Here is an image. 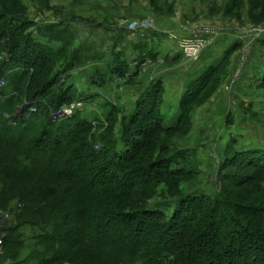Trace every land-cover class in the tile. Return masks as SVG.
<instances>
[{
    "label": "rangeland",
    "instance_id": "rangeland-1",
    "mask_svg": "<svg viewBox=\"0 0 264 264\" xmlns=\"http://www.w3.org/2000/svg\"><path fill=\"white\" fill-rule=\"evenodd\" d=\"M0 20V27L26 25L20 31L21 37H30V56H37L39 47L58 53L51 54V75H59L66 92L58 110L80 102L74 113L91 121L94 134L113 132L119 150L130 148L124 141L131 142L136 132L153 125V116L144 119L136 113L150 88L161 85L159 113L154 115L161 130L151 134V152L142 165L165 159L169 166L164 172L170 167L184 172L151 182L134 207L162 209L168 219L189 195L214 197L222 190L239 202V210L264 204V176L241 153L264 151V0H0ZM135 23L146 27L131 29ZM184 41L199 43L197 58L183 52ZM161 47L172 50L173 58L164 57ZM156 50L159 54L150 53ZM178 50L185 61L178 59ZM197 59V71H187L184 64L191 67ZM23 66L9 63L7 77H0L1 104L15 98L2 111L12 124L27 120L24 111L31 102L16 98L13 75L22 73ZM195 86L203 87L180 124L181 98ZM58 110L46 114L36 105L31 113L40 122L45 116L57 119ZM30 185V180L13 186L0 180V264H47L51 259L43 254L50 230L16 218L24 204L19 202L20 189ZM194 233L200 235L196 229ZM255 238L264 247V238ZM75 259L80 261L55 264L146 263L100 253Z\"/></svg>",
    "mask_w": 264,
    "mask_h": 264
},
{
    "label": "trees",
    "instance_id": "trees-1",
    "mask_svg": "<svg viewBox=\"0 0 264 264\" xmlns=\"http://www.w3.org/2000/svg\"><path fill=\"white\" fill-rule=\"evenodd\" d=\"M22 26L0 27V77H7L9 63H22L24 71L13 75L16 98L31 100L24 111L27 120L12 124L2 111L9 102L13 104L14 95L4 104L0 99V180L9 186L31 181L29 187L20 189L19 202L24 204L16 218L19 223L50 230L44 239L49 247L43 254L51 255L47 264L61 259L77 263L80 260L75 256L92 258L96 253L131 256L145 264H264V247L255 241V236L264 238V204L239 210V202L222 190L214 197L189 195L168 219L162 209H149L147 204L134 207L151 182L184 172L181 167L164 172L169 166L165 159L142 165L145 154L151 152V134L161 130L160 120L154 116L159 113L161 85L150 88L136 113L144 119L153 116V125L136 132L131 142L124 141L131 145L125 150L117 148L113 132L94 134L91 121L79 119L76 112L57 119L45 116L39 122L31 108L38 105L43 113L54 112L63 106L66 92L59 75H51V54L58 53L39 47L37 56H30V37H21L20 30L26 25ZM203 86L188 89L181 98L180 124ZM253 152L241 153L264 176V151ZM107 192L117 197L112 199Z\"/></svg>",
    "mask_w": 264,
    "mask_h": 264
},
{
    "label": "built area",
    "instance_id": "built-area-1",
    "mask_svg": "<svg viewBox=\"0 0 264 264\" xmlns=\"http://www.w3.org/2000/svg\"><path fill=\"white\" fill-rule=\"evenodd\" d=\"M145 27L146 26L143 23L131 24V29H143ZM181 47L183 49V52L187 56L197 58V56H198L197 53H198L199 48H200L199 43L196 44V43H190L188 41H184V42H181ZM80 104H81L80 102H74L71 105L64 106L61 110L57 111L55 117L58 118V117H63V116H71L74 113L76 107L80 106Z\"/></svg>",
    "mask_w": 264,
    "mask_h": 264
},
{
    "label": "crops",
    "instance_id": "crops-1",
    "mask_svg": "<svg viewBox=\"0 0 264 264\" xmlns=\"http://www.w3.org/2000/svg\"><path fill=\"white\" fill-rule=\"evenodd\" d=\"M176 38H178V37H176ZM168 41H170V40H168ZM167 41V42H168ZM175 42H176V44H177V41L175 40ZM178 46V45H177ZM161 49V53H163L164 54V57H169V59H172L173 58V56L175 55V53L174 52H172V50H170V51H167V49H165L164 47H161L160 48ZM169 50V49H168ZM180 50H178V52H179ZM158 52V53H157ZM177 52V54H178V57H177V55H176V57L179 59V60H182L183 59V61H185L186 60V58L187 57H185L184 56V54L183 53H181V51H180V53L182 54V55H180L179 53ZM150 53H157V54H159V51L158 50H156V51H151ZM158 56V55H157ZM176 57H174L175 58V60H176ZM189 60V59H188ZM198 60V59H197ZM194 61V60H193ZM193 61L191 60V63L192 64H195V65H191V67H190V65H188V64H184L185 66L184 67H186L187 68V71L188 70H190V69H193V68H195L194 70H196L197 71V69H198V64L200 63V59L198 60V61H194V63H193ZM190 63V62H189ZM197 65V66H196ZM196 66V67H195Z\"/></svg>",
    "mask_w": 264,
    "mask_h": 264
},
{
    "label": "bare ground",
    "instance_id": "bare-ground-1",
    "mask_svg": "<svg viewBox=\"0 0 264 264\" xmlns=\"http://www.w3.org/2000/svg\"><path fill=\"white\" fill-rule=\"evenodd\" d=\"M194 45V44H193ZM192 51V50H191Z\"/></svg>",
    "mask_w": 264,
    "mask_h": 264
}]
</instances>
